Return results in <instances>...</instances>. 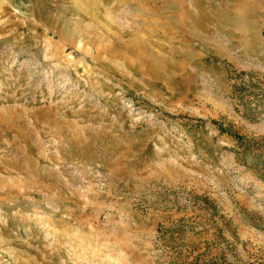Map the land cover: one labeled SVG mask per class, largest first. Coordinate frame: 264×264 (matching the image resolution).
Listing matches in <instances>:
<instances>
[{
  "label": "rangeland",
  "instance_id": "1",
  "mask_svg": "<svg viewBox=\"0 0 264 264\" xmlns=\"http://www.w3.org/2000/svg\"><path fill=\"white\" fill-rule=\"evenodd\" d=\"M0 264H264V0H0Z\"/></svg>",
  "mask_w": 264,
  "mask_h": 264
},
{
  "label": "bare ground",
  "instance_id": "2",
  "mask_svg": "<svg viewBox=\"0 0 264 264\" xmlns=\"http://www.w3.org/2000/svg\"><path fill=\"white\" fill-rule=\"evenodd\" d=\"M78 42V41H77ZM35 72V71H34Z\"/></svg>",
  "mask_w": 264,
  "mask_h": 264
}]
</instances>
